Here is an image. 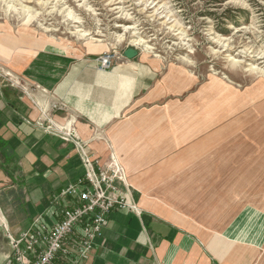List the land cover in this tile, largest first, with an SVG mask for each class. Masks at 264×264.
<instances>
[{"label":"crops","instance_id":"1","mask_svg":"<svg viewBox=\"0 0 264 264\" xmlns=\"http://www.w3.org/2000/svg\"><path fill=\"white\" fill-rule=\"evenodd\" d=\"M108 50L0 39V264L10 237L71 205L60 194L84 175L74 140L121 165L117 185L142 211L113 212L87 264H264V152L250 119L261 90L140 50L102 71Z\"/></svg>","mask_w":264,"mask_h":264},{"label":"rangeland","instance_id":"2","mask_svg":"<svg viewBox=\"0 0 264 264\" xmlns=\"http://www.w3.org/2000/svg\"><path fill=\"white\" fill-rule=\"evenodd\" d=\"M9 32L70 48L103 45L119 55L135 47L203 80L261 90L250 119L253 147L264 152V0H0V39ZM2 62L0 72H8Z\"/></svg>","mask_w":264,"mask_h":264},{"label":"built area","instance_id":"3","mask_svg":"<svg viewBox=\"0 0 264 264\" xmlns=\"http://www.w3.org/2000/svg\"><path fill=\"white\" fill-rule=\"evenodd\" d=\"M119 57L115 50L99 56L100 70H110ZM0 77L8 79L2 72ZM65 108L63 104L51 105L55 111ZM61 133L64 139H70L68 133ZM74 144L84 175L60 194L61 198L71 199V205L62 209L60 221L48 224L39 219L17 238L10 237L12 253L6 264H87L97 243L104 239L113 212L142 213L117 185L125 180L121 165L111 162L102 166L86 145L77 140Z\"/></svg>","mask_w":264,"mask_h":264},{"label":"water","instance_id":"4","mask_svg":"<svg viewBox=\"0 0 264 264\" xmlns=\"http://www.w3.org/2000/svg\"><path fill=\"white\" fill-rule=\"evenodd\" d=\"M123 55L125 58L132 60V59H135L139 55V51L135 47H130L124 51Z\"/></svg>","mask_w":264,"mask_h":264}]
</instances>
